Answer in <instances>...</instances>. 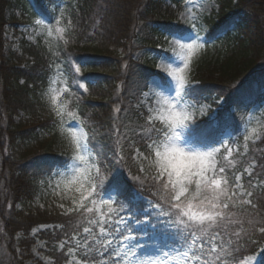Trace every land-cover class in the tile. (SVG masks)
Listing matches in <instances>:
<instances>
[{"label":"snow or ice","instance_id":"1","mask_svg":"<svg viewBox=\"0 0 264 264\" xmlns=\"http://www.w3.org/2000/svg\"><path fill=\"white\" fill-rule=\"evenodd\" d=\"M180 2V23L166 27L163 35L168 47L154 57L164 75L146 79L147 90L137 104L143 124L135 136L144 142L145 150L136 147L132 159L140 162L139 171L145 175L134 179L141 185L148 181L159 200L149 201L148 207L154 211H147L139 195H126L128 185L119 173L110 179L106 176L107 157L95 142L97 129L80 111L83 94H90V88L95 87L94 81L79 78L86 65L69 51L83 30L78 31L79 23L71 13L66 15L64 8L58 6L55 11L59 15L50 18L42 0H33L36 18L25 26V38L36 44L37 38L44 37L43 43L48 44V51L55 58L50 62L48 83L40 93V101L52 118L49 134H58L68 153L62 164L51 163L47 169L54 178L53 190L61 201H68L67 205L60 202L56 207L69 219L66 224L39 228L63 231L59 248L67 247L65 264H264V247L258 253L253 247L259 245V237H264V218L260 217L256 198L257 189L264 191V178L256 171L257 158L250 157L243 172L231 175L222 162L233 165L230 158L247 156L250 145L254 153H264V149L255 147L264 142V111H260L264 105L255 109L259 116L249 110L243 123L242 145L227 126L214 138L197 135L191 127L197 116L193 67L209 46L237 32L239 21L234 18L210 31L204 17L217 5H209L207 0ZM97 7L93 30L83 35V43H99L96 38L101 35L99 28L103 24L100 13H106V0H100ZM49 41L55 42V51ZM123 68L127 70L126 62ZM123 84L121 81L117 87L118 95ZM125 111L120 102L113 107L110 134L115 140L113 156L117 163L128 159L123 142L129 141L130 147L134 143L121 130L120 119ZM199 111L203 114V107ZM221 149L226 152L223 157H219ZM191 157L202 162L201 169L183 175L184 158ZM259 167L264 169V164ZM245 173L250 178L248 188L242 182ZM49 187H53L51 181ZM39 207L43 209L44 205ZM193 207L200 211H190ZM36 232L33 228L32 234ZM22 235L17 233L16 247L21 257ZM43 246L37 241L32 252L39 256L37 247Z\"/></svg>","mask_w":264,"mask_h":264},{"label":"trees","instance_id":"2","mask_svg":"<svg viewBox=\"0 0 264 264\" xmlns=\"http://www.w3.org/2000/svg\"><path fill=\"white\" fill-rule=\"evenodd\" d=\"M42 3L50 18L59 15L55 11L59 6L79 23L78 31L83 30L69 51L86 65L79 78L95 82L90 94H83L80 111L97 129L95 142L102 146L107 157L106 176L110 179L119 173L128 185L126 195L138 194L145 209L154 211L148 207L149 201L159 202L153 195L154 189L150 188L148 181L141 185L134 179L137 176L143 179L145 175L139 171L140 162L132 159L136 147L145 150L144 142L135 136L143 124L137 104L147 90L146 79L154 74L155 59L150 58V53L157 52L155 49L163 40L166 27L179 24L174 23L175 13L183 4L180 0H169V6L164 0H106V13H100L103 24L99 28L101 35L96 38L99 43H83V35L93 30L100 0H42ZM173 4L176 11L171 9ZM217 4L216 13L204 17L207 29L216 31L234 18L239 21V28L214 46H209L206 54L195 64L192 76L196 90L193 95L197 107L206 103L214 106L215 102L221 101L220 114L228 115L224 120L220 116L217 125L194 120L191 127L197 135L206 134L214 138L227 126L239 137L242 145L243 117L255 105L264 103V0H218ZM15 12H25L28 24L36 18L29 0H0V249L4 250L0 264H24L16 252L17 233L23 234L19 247L28 254L31 246L28 237L33 228L66 224L69 219L61 215L54 205L45 203L41 209L32 204L38 191L36 181L51 179L47 165L62 164L68 155L57 154L51 146L38 151L31 148L46 135L59 136L49 134L52 118L40 101V93L48 83L50 62L55 58L48 51V44L43 43L44 37L39 38L36 44L21 40L15 52L4 53L3 32L6 26L16 24ZM49 42L55 51V42ZM125 62L127 70L123 68ZM121 81L124 84L118 95L117 87ZM117 102L126 109L120 119L121 130L134 142L131 147L129 141L123 142L128 159L119 163L113 156L116 147L110 134L113 107ZM230 109L234 110L232 115L228 113ZM19 113L33 119L34 125L29 128L15 125L13 118ZM255 147L264 149V142L257 143ZM224 155L226 152L221 149L219 157ZM252 156L257 158L256 171L264 178V169L259 167L264 164V153H254L251 145L247 156L230 158L234 166L228 161L222 162L231 175L243 172ZM143 163L147 170V162ZM248 179L246 174L242 176L245 188H248ZM256 198L260 217L264 218V191L257 189ZM244 208L252 211L246 205ZM41 236L51 245L50 257L53 260L59 264L63 258L66 259L63 255L67 248L57 256L54 248L64 239L62 230L52 228L51 232H43ZM259 241L258 246H253L257 253L264 246V237H259ZM104 259H108L107 255Z\"/></svg>","mask_w":264,"mask_h":264},{"label":"rangeland","instance_id":"3","mask_svg":"<svg viewBox=\"0 0 264 264\" xmlns=\"http://www.w3.org/2000/svg\"><path fill=\"white\" fill-rule=\"evenodd\" d=\"M29 1H30V5L32 8L33 2H32V0H29ZM217 1L218 0H207L209 5L215 4L218 6ZM164 2L166 3V5H168V6L170 5L169 0H164ZM217 8L218 7H212L210 13L206 14L205 17L214 15L217 11ZM171 9L176 11V8H174L173 6H171ZM182 10H183V5L178 11H176V13H175V19H176L175 21L176 22H174V23H180V21L178 20V15H179V12ZM25 15H26L25 12H22V13L15 12V16H16V18H18L16 21V24L14 26L8 25L4 29L2 38H3V51L6 55L8 54L9 51L15 52L17 50L18 44L21 40H25L27 42H30L29 40H27L25 38L26 33L24 32V28H25V26L31 25L33 22L31 24H28L26 19H25ZM39 38H42V37H39ZM39 38H37V42H38ZM167 47H168V43L164 37L163 40L161 41V43L158 44L156 49H155L157 52L150 53V58L155 59L154 57L160 53L161 49H164ZM139 55H141V54H139ZM158 63H159V61L157 59H155V65H154V71H153L154 74L153 75H159V76L163 77L164 74L162 72H160V70L157 68ZM261 105H264V103L257 104L253 108H251V110H253L254 114L257 116L260 115V112L255 111V109H260ZM221 106H222L221 101L215 102L214 106L212 104H207V103L202 104L201 106L197 107V116L194 120H198L201 122H207V123L211 122L214 125H217L218 124L217 120H218V118H220V116H222V118L224 120L227 118V115H228L227 112H226L227 115H221L220 114ZM201 107H203V109H204L203 114H201L199 111V109ZM260 111H264V109H260ZM228 113H229V115H232L234 113V110L230 109L228 111ZM249 114H250L249 111L245 114V116L243 117V123L247 120ZM262 118H264V117H262ZM13 122L15 123V125L19 126L20 128H29V127H32L34 125V120L29 118V116H27V115H23L22 113H19L17 116H15L13 118ZM219 122L222 123L221 120H219ZM242 128H243V125H242ZM229 131H231V130H229ZM49 146H51L52 149L57 154H67L68 155L67 150L65 149V146H64V142L60 138V136H58V138H57V137H52V136L46 135L39 142H37L36 144L31 146V148H32V150L38 151L41 149H45ZM240 150L243 151V148L241 147ZM249 163H250V161H249ZM49 181L52 182L53 187H49ZM49 181H44L42 179L36 181L38 191H37V195L34 197L33 202H32L33 207H39L40 204L44 205L45 203H49L51 205H54L55 207H56V204L60 203V202H64L66 205L68 204L67 200L61 201L60 196L57 195L56 192L53 190L54 189V178L52 176H51V179ZM57 209H59V208H57ZM59 210L61 211V209H59ZM36 229H37L36 234L33 235L32 231H31L30 235L28 237L30 242H31V246L29 248V253L28 254L24 253V250L22 248H20L21 251L24 253V255L22 257L19 255V257L23 259L24 264H58L55 260H53L50 257L51 245H49V243L46 240H43V237L41 236L43 232H46V231L51 232L52 228L40 229L39 227H36ZM133 235H137V234L133 233ZM37 241L43 242V245H44L43 247H37V251L40 253L39 256H37L36 254H34L32 252L33 247L37 245ZM54 248H55V253H57L56 254V256H57L59 253L61 254V251H63L67 247H65L63 250H60L59 243H57L54 245ZM2 252H4V250L0 249V255L2 254ZM66 252H67V250H66ZM77 256L79 257V253H77ZM63 257H66V259L63 258L61 260L62 263H61V261H59V264H65L66 260L68 259V257L66 255H63ZM59 258H60V256H59Z\"/></svg>","mask_w":264,"mask_h":264},{"label":"clouds","instance_id":"4","mask_svg":"<svg viewBox=\"0 0 264 264\" xmlns=\"http://www.w3.org/2000/svg\"><path fill=\"white\" fill-rule=\"evenodd\" d=\"M171 155L174 157L175 153H172ZM201 166L202 162L195 157L184 158L182 174L187 175L189 173H196L201 169ZM190 211L199 212L200 209L197 207H193Z\"/></svg>","mask_w":264,"mask_h":264}]
</instances>
